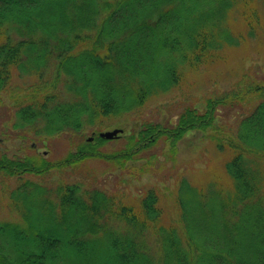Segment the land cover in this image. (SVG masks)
Returning a JSON list of instances; mask_svg holds the SVG:
<instances>
[{
  "label": "trees",
  "instance_id": "trees-1",
  "mask_svg": "<svg viewBox=\"0 0 264 264\" xmlns=\"http://www.w3.org/2000/svg\"><path fill=\"white\" fill-rule=\"evenodd\" d=\"M261 37L264 0H0V107L13 113L12 129L43 143L76 138L58 162L0 155V175L20 182L10 196L21 221L0 223V264H264V83L245 65ZM241 52L228 74L215 72ZM187 76L239 78L231 92L185 108L172 128L147 121L124 149L99 148L111 141L104 128ZM233 105L251 110L233 132H217ZM196 131L229 181L183 179L175 192L148 185L138 196L61 183L54 200L23 178L92 159L125 168L161 138L175 161Z\"/></svg>",
  "mask_w": 264,
  "mask_h": 264
},
{
  "label": "rangeland",
  "instance_id": "rangeland-1",
  "mask_svg": "<svg viewBox=\"0 0 264 264\" xmlns=\"http://www.w3.org/2000/svg\"><path fill=\"white\" fill-rule=\"evenodd\" d=\"M261 51L253 47L246 58V68H250L251 75L255 79L264 83V37ZM238 60H232L230 64L221 65V72H226L232 67H237V63L244 58L241 52ZM205 68L202 69L204 71ZM228 70V71H227ZM240 73V71H239ZM238 76L229 78L212 76L209 80H203L191 76L183 82V84L167 94L165 97L150 101L145 108L134 113H128L123 119L112 122V127L104 128V131H113V129H121L123 133L121 137H116L112 141L99 146L105 152L113 153L124 149L128 142V135L135 134L141 129L143 123H160L164 128H172L175 126L179 115L185 108L193 105H203L207 98L217 97L220 94L231 92L232 84ZM24 79V78H23ZM29 81L31 78H25ZM21 84L22 79L16 78ZM23 84V81H22ZM254 104H257L254 102ZM251 109L242 105H233L232 107L222 108L221 119L217 122V132H233L239 114H246ZM14 115L8 107H0V155L6 154L8 157L16 160L23 159L27 155L39 153L48 161L58 162L61 158L67 156L72 151L75 152L76 138L70 132L62 134L58 137L48 139L43 143L37 139L35 134L27 133L25 139L21 138L22 132L13 130ZM211 134V132L207 133ZM87 136L91 137L92 133L88 132ZM37 139V140H36ZM78 140V139H77ZM178 153L175 161H171V147L168 140L161 138L157 144L142 152L135 163L128 162L125 168H119L105 160L92 159L82 162L80 165L65 169H52L47 176H35L27 174L23 178L37 185H43L50 189L49 193L55 200L53 192L61 183H78L84 184L85 188H94L105 190L108 194H121L127 196L134 194L136 196L146 192L145 187L148 185H156L166 192H175L180 186L183 179H187L191 183L199 184L196 180L202 178H212L217 176L219 180L228 177L223 170V161L216 157L212 149L210 139L202 132H193L188 138L178 143ZM34 146L32 148L31 146ZM147 171H140L141 167ZM229 181V180H228ZM19 179L15 177L4 178L0 175V223L21 222L19 220L20 213L13 206V200L10 196L12 190L17 188ZM168 189V190H167Z\"/></svg>",
  "mask_w": 264,
  "mask_h": 264
},
{
  "label": "water",
  "instance_id": "water-1",
  "mask_svg": "<svg viewBox=\"0 0 264 264\" xmlns=\"http://www.w3.org/2000/svg\"><path fill=\"white\" fill-rule=\"evenodd\" d=\"M123 131L121 129H114L113 131H107V132H102L100 134V137H105L107 139H113L116 137L119 133H122Z\"/></svg>",
  "mask_w": 264,
  "mask_h": 264
}]
</instances>
